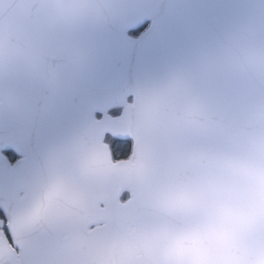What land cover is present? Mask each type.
<instances>
[{
  "label": "snow or ice",
  "instance_id": "1",
  "mask_svg": "<svg viewBox=\"0 0 264 264\" xmlns=\"http://www.w3.org/2000/svg\"><path fill=\"white\" fill-rule=\"evenodd\" d=\"M42 4L53 14L78 10L75 0ZM142 15V22L151 21L150 30L167 21L146 52L71 42L84 50L80 72L94 84L126 78L134 59L136 77L159 80L177 72L156 100L154 126L141 151L133 148L128 161H107L144 174L139 195L115 210L106 201L93 202L94 218L85 225L91 240L87 248L66 247L55 237L33 248L15 240L13 246L5 235L8 230L0 225L7 244L6 249L0 247V258L7 255L23 264H177L175 246L214 230L216 218L227 217L230 201L238 194L224 177L201 172L193 163L204 153L242 150L252 140L264 154V0H165ZM36 39L51 47L57 38L41 33ZM4 93L28 94L33 115L39 116L41 90L29 82L11 39L0 32V94ZM71 195L70 187L53 190L36 210L37 217L50 215ZM129 214L137 226L130 234L113 236L114 216ZM258 245L264 247V233L236 235L225 252L230 255L234 249L251 264Z\"/></svg>",
  "mask_w": 264,
  "mask_h": 264
},
{
  "label": "water",
  "instance_id": "2",
  "mask_svg": "<svg viewBox=\"0 0 264 264\" xmlns=\"http://www.w3.org/2000/svg\"><path fill=\"white\" fill-rule=\"evenodd\" d=\"M75 2L78 10L65 15L46 11L42 0H0V32L11 39L29 82L43 97L40 114L34 117L28 94H0V209L13 246L15 240L33 248L55 237L66 247L87 248L91 240L85 225L94 218L93 202L106 201L115 210L117 204L139 195L144 174L107 163L113 159L104 139L109 134L132 142L130 155L119 161H128L133 148L139 153L154 126L156 100L177 76L172 71L159 80L136 77L134 59L126 78L87 82L80 72L84 50L71 42L146 52L155 45L167 21H159L150 30L151 21L142 22V14L152 13L165 0ZM144 23L149 25L139 37L129 35ZM41 33L57 38L51 47L37 41ZM112 108H121V114L109 116ZM97 113L100 119L95 117ZM7 149L20 156L14 165L2 154ZM192 167L224 177L238 194L230 201L227 217L216 218L214 230L175 246L180 258L177 264H183L184 259L188 264H247L239 252L233 249L226 255L225 250L232 248L233 236L264 233V154L258 143L252 140L239 151L204 153ZM69 187L70 198L62 199L50 215L37 217L36 210L46 203L50 192ZM123 194L128 196L125 201L121 200ZM113 223V236L130 234L137 226L131 214L115 215ZM0 247L7 248L4 235H0ZM0 264L23 261L5 255ZM251 264H264V247L257 246Z\"/></svg>",
  "mask_w": 264,
  "mask_h": 264
},
{
  "label": "rangeland",
  "instance_id": "3",
  "mask_svg": "<svg viewBox=\"0 0 264 264\" xmlns=\"http://www.w3.org/2000/svg\"><path fill=\"white\" fill-rule=\"evenodd\" d=\"M113 145H114L113 149L116 152L115 154H116L117 160L118 159H125L129 155L130 144L128 142H120L119 140H117L113 143Z\"/></svg>",
  "mask_w": 264,
  "mask_h": 264
},
{
  "label": "bare ground",
  "instance_id": "4",
  "mask_svg": "<svg viewBox=\"0 0 264 264\" xmlns=\"http://www.w3.org/2000/svg\"><path fill=\"white\" fill-rule=\"evenodd\" d=\"M2 154H3V152H2ZM3 156H5V155L3 154Z\"/></svg>",
  "mask_w": 264,
  "mask_h": 264
}]
</instances>
